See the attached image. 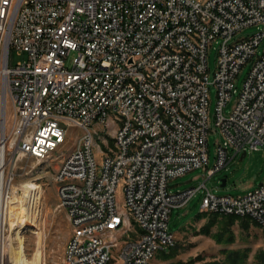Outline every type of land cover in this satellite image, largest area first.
<instances>
[{"label":"built area","instance_id":"2783aa9c","mask_svg":"<svg viewBox=\"0 0 264 264\" xmlns=\"http://www.w3.org/2000/svg\"><path fill=\"white\" fill-rule=\"evenodd\" d=\"M251 25L260 28L228 48L230 33ZM214 43L218 73L210 79L207 56ZM12 50L25 55L14 65ZM152 73H159V83H152ZM210 85L223 140L203 182L172 192L169 179L208 163ZM104 112L116 120L114 148L105 139L104 166L93 171L88 140L104 125ZM63 120L83 132L76 151L63 159L71 169L56 181L57 206L71 229L62 264L65 249H72V264H109L112 253L121 264H145L152 247L174 245L171 210L201 188L202 211H246L264 226V178L237 195L215 194L205 185L226 165L229 149L264 148V0H0V264H7L4 233L12 228L18 163L48 154L37 142L58 144ZM138 134H148V141L138 142ZM70 174H83V182H70ZM120 187L128 191L133 229L120 244L88 242L92 229L117 223L113 198Z\"/></svg>","mask_w":264,"mask_h":264},{"label":"rangeland","instance_id":"374dc122","mask_svg":"<svg viewBox=\"0 0 264 264\" xmlns=\"http://www.w3.org/2000/svg\"><path fill=\"white\" fill-rule=\"evenodd\" d=\"M260 27L251 25L236 32L232 41L249 37L258 31ZM217 44H213L208 50V73L212 79L216 69ZM261 47L258 49L259 53ZM25 57L19 55L14 50L9 54L10 65H14L18 60ZM74 59V53L69 57L68 64ZM251 61L242 66L236 78L237 87H240ZM209 121L208 130V163L206 166L186 172L185 174L168 180V189L172 192L184 190L189 187H198L204 180L206 169L212 167L215 161V151L217 142L223 140V136L214 124L215 87L209 86ZM234 99V96H233ZM233 99L229 101L224 109L225 114H229ZM13 121V108L8 101L7 104V130L10 129ZM83 130L75 125L68 127V133L64 142L54 152L43 159L36 157L23 158L18 166H23L17 170L15 182L26 179H35L42 184V224L36 232H31L30 228L23 229L24 253L28 258L33 255L38 238L43 234V258L44 264H62V254L64 245L70 234V225L63 208L57 206L58 200L56 191L58 185L54 180L56 169L61 164L64 157L77 147L79 136ZM112 133L110 129L109 133ZM108 133L101 135L107 139V145L114 148L113 139ZM95 133V143L93 152L98 162L101 161L100 149L106 150L105 139ZM242 151L228 150L227 163L220 170L206 179V187L215 194L237 195L257 186L264 178V148L248 150L243 158H240ZM225 180V185L221 181ZM204 188L196 194L182 207H175L171 210L168 228L175 235V243L167 250H158L153 257L151 264H227L225 259L226 250H244L246 264H255L257 254L264 250V231L252 219L248 217H237L231 220L229 215L202 211L201 197ZM117 202L123 207V191L121 187L117 191ZM200 213V214H199ZM199 214V215H198ZM245 221L247 227L242 226ZM133 223V220L131 219ZM209 226V232H203V227ZM43 228V229H42ZM226 229V230H225ZM224 231V239L229 233L234 238L231 242H218L215 234ZM46 236H45V235ZM125 236V235H124ZM18 244V240L16 239ZM15 246V245H13ZM17 248V245H16ZM109 264H121L116 253H112V260Z\"/></svg>","mask_w":264,"mask_h":264},{"label":"bare ground","instance_id":"6f19581e","mask_svg":"<svg viewBox=\"0 0 264 264\" xmlns=\"http://www.w3.org/2000/svg\"><path fill=\"white\" fill-rule=\"evenodd\" d=\"M204 27H212V20H204ZM235 33L236 32L230 33V35L227 37L228 48H235L236 43L241 40H231ZM211 36H218V29H211ZM214 73H218V64H216ZM152 83H159V73H152ZM102 122H104L102 128L100 130H96V133H99L98 136L105 139L101 134L108 133L110 135V129H112L111 135H116V120H111V112H104V115H102ZM70 125H75L73 120H63L62 139L58 140V144L55 146H53V144H48L47 142H37V149L40 152L49 153L36 155V158L43 159L49 154L54 153L64 142L68 133V127ZM95 139V133H90L88 140V151L89 157L94 160L93 171H100V166H104V158L101 149L100 153L102 154V158L100 162L97 161L94 155L93 144L95 143ZM146 141H148V134H138V142ZM76 149L77 147L71 152L76 151ZM67 158L68 154L66 157H64V159ZM70 169L71 161L62 160L54 174L55 182L58 181V177L62 176V170ZM70 182H83V174H70ZM122 191L123 207H121L117 202V192L115 198H113V208L114 211L117 212V223L100 225L99 229H92L88 234V242L98 241L100 245L120 244L124 242V235H127L128 232L133 229V223L131 222V219H128L127 213V211H131V202H128V191L127 189H122ZM42 192V184H40L35 179H26L17 183L15 182L14 186L12 187V200L10 201L8 216V221L10 222L12 228L9 230V232L4 233V242H6L8 246L6 247L7 264H44L43 234L38 238L37 245L31 258H28L24 253V238L21 234L23 229L25 230L27 227L30 228L31 232H36L40 228V225L42 224V212L44 206L42 205ZM203 211L222 215H230V211L225 210L203 209ZM231 215L250 218V213L246 211H232ZM72 223H79V216H72ZM257 224L264 231V226H261V223ZM16 239L18 240V244ZM160 249L165 250L162 249V247H152L149 250V258H146L145 264H151L153 257ZM72 261V249H65L64 264H72Z\"/></svg>","mask_w":264,"mask_h":264},{"label":"trees","instance_id":"16d2710c","mask_svg":"<svg viewBox=\"0 0 264 264\" xmlns=\"http://www.w3.org/2000/svg\"><path fill=\"white\" fill-rule=\"evenodd\" d=\"M214 215L217 216L218 214L214 213ZM228 218H230L231 220H234L236 217L233 215H229ZM242 226L247 227L245 221L242 222ZM203 232H209V226H204ZM222 236H224L223 230L221 232H218L217 234H215V238L218 242H223V241L224 242H231L234 238L233 234H231V233H229L227 235V237H225V239ZM243 251L244 250H232V249L226 250L224 261L227 264H246V262H245L246 255H245V252H243ZM256 257H257V262L255 264H264V250H262L259 254H257Z\"/></svg>","mask_w":264,"mask_h":264},{"label":"water","instance_id":"95a60500","mask_svg":"<svg viewBox=\"0 0 264 264\" xmlns=\"http://www.w3.org/2000/svg\"><path fill=\"white\" fill-rule=\"evenodd\" d=\"M244 155H245V152H242L240 158H243ZM221 185H222V186L225 185V180H224V179L221 181Z\"/></svg>","mask_w":264,"mask_h":264},{"label":"snow or ice","instance_id":"6c2138e0","mask_svg":"<svg viewBox=\"0 0 264 264\" xmlns=\"http://www.w3.org/2000/svg\"><path fill=\"white\" fill-rule=\"evenodd\" d=\"M5 2H7V0H5Z\"/></svg>","mask_w":264,"mask_h":264},{"label":"crops","instance_id":"0c3cea01","mask_svg":"<svg viewBox=\"0 0 264 264\" xmlns=\"http://www.w3.org/2000/svg\"><path fill=\"white\" fill-rule=\"evenodd\" d=\"M165 250H167V249H165Z\"/></svg>","mask_w":264,"mask_h":264}]
</instances>
